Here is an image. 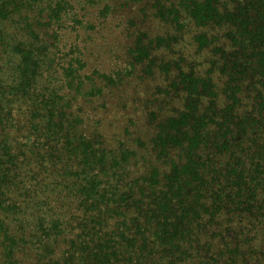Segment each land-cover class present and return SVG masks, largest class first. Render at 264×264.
Returning <instances> with one entry per match:
<instances>
[{
	"label": "trees",
	"instance_id": "obj_1",
	"mask_svg": "<svg viewBox=\"0 0 264 264\" xmlns=\"http://www.w3.org/2000/svg\"><path fill=\"white\" fill-rule=\"evenodd\" d=\"M69 6L0 0V264H264V0H153L172 31L140 33L132 66L178 55L147 64L174 111L141 173L75 106L125 75L62 49Z\"/></svg>",
	"mask_w": 264,
	"mask_h": 264
},
{
	"label": "rangeland",
	"instance_id": "obj_2",
	"mask_svg": "<svg viewBox=\"0 0 264 264\" xmlns=\"http://www.w3.org/2000/svg\"><path fill=\"white\" fill-rule=\"evenodd\" d=\"M68 1L71 16L62 32V49L67 52L70 46L75 55L79 47L87 62L86 73L121 71L125 75L123 81L105 89L103 98L84 97L76 101L75 106L80 109L86 128L102 134L108 144L130 143L132 139L143 165L138 167V173L144 172L153 164V157L148 154L152 145L150 136L159 118L166 116L169 109L174 111L170 105L174 95H166L172 88L174 73L159 68L148 71L147 64L149 59L169 63L178 54L167 47H152L144 61L132 66L133 49L140 33L146 34L144 40L148 42L149 38L170 33L172 29L151 16L154 15L150 9L153 0ZM176 45L177 50L189 47L183 41ZM178 71L176 68V73ZM172 104L180 105L177 100Z\"/></svg>",
	"mask_w": 264,
	"mask_h": 264
}]
</instances>
